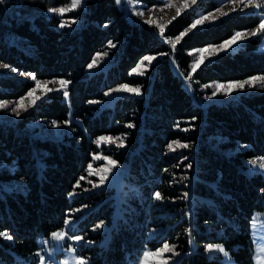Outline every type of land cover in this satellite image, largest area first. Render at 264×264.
I'll return each instance as SVG.
<instances>
[{
    "label": "trees",
    "instance_id": "trees-1",
    "mask_svg": "<svg viewBox=\"0 0 264 264\" xmlns=\"http://www.w3.org/2000/svg\"><path fill=\"white\" fill-rule=\"evenodd\" d=\"M135 1L144 7L164 2ZM70 2L0 4V64L38 80L71 82L67 99L53 91L14 125L0 123V231L13 237H0V264H38V237L62 228L80 207L89 210L79 215L76 234L101 242L80 244L90 264H138L147 247L165 242L182 252L175 264H253L251 221L256 211H264V170L250 171L248 161L264 160V91L204 107L185 88L170 57L189 73L190 50L253 30L261 16L233 13L186 34L173 51L152 26L130 20L116 0H87L83 24L60 27L69 16L47 12ZM199 6L208 12L218 3ZM196 17L195 10L179 15L165 36H181ZM260 40L251 38L206 62L193 74L196 85L264 75ZM109 42L117 46L113 63L105 71H89ZM146 55L164 56L149 77L132 74ZM122 84L138 86L142 94L124 95L106 106L96 103ZM34 85L17 74H0V100L22 98ZM37 120H68L72 132L55 138L24 131ZM101 136L123 138V147L104 151L128 167L119 201L113 188L84 193L88 166L106 147L97 143ZM157 191L160 200L154 198ZM101 222L108 230L93 232ZM152 229L160 230L150 238ZM209 243L223 244L234 262L223 261L221 253L209 255Z\"/></svg>",
    "mask_w": 264,
    "mask_h": 264
},
{
    "label": "rangeland",
    "instance_id": "rangeland-1",
    "mask_svg": "<svg viewBox=\"0 0 264 264\" xmlns=\"http://www.w3.org/2000/svg\"><path fill=\"white\" fill-rule=\"evenodd\" d=\"M87 0H82L81 5L75 9L71 8V2L63 7L59 8H65L69 9V11H66L63 16H69L65 17L64 21H67L68 23L66 26L70 28H76L80 27L83 24V12L85 11ZM201 1H215L218 3V7L215 10L204 12L202 11L199 6V2ZM255 3H259L260 7H255ZM119 6L124 10L127 17L135 22L138 23H146L149 19L154 20V24H149L152 26L158 37L161 39V41L165 42L170 48L172 49V44L174 43L177 45L183 36L186 34L199 29L203 26L213 24L223 17H226L228 15H231L233 13L241 12V13H252V14H259L262 17H264V0H254L253 3H249L248 0H235V3H233V0H197V3L195 5L192 4V0H164L163 4L160 6H153V7H144L142 4L135 0H120V3H118ZM187 5V6H186ZM55 8V9H59ZM190 10H195L197 12V17L194 20L193 23H195L196 20L201 19L204 16H208L209 19L204 20L202 25H198L195 29L192 28V24L190 27H188L186 30H184L182 33H184L183 36L174 37V38H167L165 36V31L167 27L172 23L179 15H182ZM143 12V15H137V13ZM48 14H58V12H52L50 9L47 12ZM213 17L215 19L213 20ZM72 20H75V23H71ZM148 24V23H147ZM164 28V33L161 36L160 28ZM259 27V26H258ZM256 27L253 30H243L239 32H243L245 34V38L242 40H238L237 43L231 48H228L226 50L221 51L219 49V45L221 43L217 44H209L203 47H198L190 50V54L192 55V63H191V69L194 62L200 57V49L202 48H211L213 49L212 54L209 53H203V57L206 62H209L213 59H215L217 56L229 52V51H235L238 48L242 47L245 42H247L249 39L254 37H260V46L264 49V31H261L256 34V36H253L252 33L258 28ZM238 32V31H236ZM235 32V33H236ZM234 33V34H235ZM179 38V39H178ZM231 39V37L229 38ZM227 39V40H229ZM115 49H117V46L112 47L109 45L108 48H106L104 51H101L97 53L94 56V59L96 60V64L92 68H88L89 71L95 72V71H105L108 69V67L113 63L115 56L111 53L114 52ZM176 49V47H175ZM175 49L173 51H175ZM151 56V55H150ZM156 56V59L149 64L147 61H145L144 66L137 70V72H133L132 74L140 75L138 74L140 71H143V75L140 76H146L149 77V71L151 68L158 62L160 58H162L164 55H152ZM170 62L173 67V70L175 73L182 77L183 83L185 88L192 94L194 101L204 107H206L208 104L212 102H226L230 100H236L244 95H253L264 91V87L260 86L259 83L255 87L246 86L243 90H236L230 95H225L222 91L218 92L216 96H213V91H216V85L217 84H227L229 82L233 81H244L248 78L241 79V80H233V81H212L206 84L202 85H196L195 81L193 80V74L199 69H197L195 72L190 71L189 73H183L180 71L174 57H170ZM204 63V64H205ZM139 64V63H138ZM137 64V65H138ZM203 64V65H204ZM136 65V67H137ZM201 65V66H203ZM135 67V68H136ZM17 74L19 78L24 79H32L30 73L22 72L19 73V71H16L15 69L8 68L7 66L0 64V74ZM254 76H264L261 74H257ZM252 77V76H251ZM60 79H45V80H38L34 81L36 86V83L39 82L41 84V87L37 90L35 95L40 96L43 98L47 97L50 93H46L44 86L50 87L53 89V91H56L60 88L59 85ZM131 87H138L128 84ZM33 87V88H34ZM68 87V86H67ZM119 86L111 89L106 93V101L104 102H96L97 104H100L101 106L111 105L117 99L118 97L124 96V95H132L136 96V94L126 93V92H117L113 91L114 89L118 88ZM140 88V87H138ZM67 90V89H66ZM52 91V92H53ZM58 92V91H57ZM142 94V91H141ZM139 94V95H141ZM24 98V104L27 107V110L24 109H18L20 112V115L17 116L15 113L11 111V108L16 106L20 102V99L15 100H0V102H6L7 107L0 109V123L8 124V125H14L23 115L28 113L30 110L36 107L37 103L35 105H32V98L27 97V94L23 96ZM66 99L68 97H65ZM41 99V100H42ZM29 131L31 135L40 136V137H55L60 138L64 134H71V127L69 124L64 123H57V122H47L44 120H37L32 123H30L24 131ZM115 138V137H114ZM116 143L109 144L107 142H101L99 143V146L105 145V149H103L100 153L95 155L94 163H92V167L89 168V178L87 179L88 186L84 190V193L88 192L87 190H99L100 188H113L115 189V197L119 201L121 196L123 195V188H124V176L126 172L128 171V167L124 162H118V167H114L113 171L111 173H107L108 179L105 181L103 185L99 184V175L105 174L104 170L109 166L107 159H101L103 158H110L111 160L113 157L111 155H108L104 153L105 150L107 151H117L118 147ZM116 161V160H115ZM255 162V163H253ZM250 171H263L264 170V160L262 158H253L248 161ZM93 184L97 185L96 187H93ZM89 210L88 207H80L76 208L73 211L72 217H68L66 220H69L68 224H64V226L58 230H56L53 233H65L66 238L62 240H58L53 236V233L49 235L41 234L38 237V244L40 246L39 253H38V264H41V257H44V264H75V261L78 258H85L90 264V259L85 257L79 252V246L82 242H87L88 244H101V242H92V241H86L82 240L79 242L73 241L71 239V236L73 235H80L76 234V224L77 221L83 217H79L80 214H85ZM98 225L100 227H94L92 230L93 232L102 231L105 232L108 230L105 223L101 222ZM160 229H152L150 231L149 237L153 238L156 236ZM81 236V235H80ZM83 237V236H82ZM251 237L254 244V263L253 264H264V211H256L253 215L252 221H251ZM169 244V246H174V252L173 253H166L162 257H149L148 258V264H158V261L160 259H167L168 264H175L176 261L179 260V258L182 256V252L177 249V247L173 244H170L168 242H165ZM164 244V243H163ZM161 244L157 248H161L163 246ZM214 245H218L219 247H222L224 249V252H219L218 250H213L211 252H206L209 255H212L214 253H221L222 260L228 263H233L234 258L231 255L230 251L220 243H215ZM153 249L151 247H147L145 251H152L155 252L156 249ZM170 258V259H169ZM138 264H145V258L142 255L140 261Z\"/></svg>",
    "mask_w": 264,
    "mask_h": 264
},
{
    "label": "snow or ice",
    "instance_id": "snow-or-ice-1",
    "mask_svg": "<svg viewBox=\"0 0 264 264\" xmlns=\"http://www.w3.org/2000/svg\"><path fill=\"white\" fill-rule=\"evenodd\" d=\"M4 2V0H0V4H2ZM82 0H72L71 3V8L75 9L77 7H79L81 5ZM117 3H120V0H116ZM249 3H253L254 0H248ZM197 3V0H192V4L195 5ZM233 3H235V0H233ZM187 6V5H186ZM255 7L259 8L260 4L259 3H255ZM50 11L52 12H58L61 16H63V14L66 11H69V9H65V8H59V9H50ZM137 15L142 16L143 12H139L137 13ZM209 19L208 16H204L201 19H198L195 21V23L192 24V28L195 29L198 25H202L204 20ZM215 19V17H213V20ZM75 20H72L71 23H75ZM68 22L64 21L60 24V27H64L66 26ZM146 23L148 24H154L155 21L149 19L148 21H146ZM264 31V17L261 18V22L259 24V27L252 33L253 36H256L257 33ZM164 33V28L161 27L160 28V35L162 36ZM181 36L184 35V33L180 34ZM245 38V34L243 32H236L231 39L229 40H225L221 45H219V49L221 51L226 50L228 48H231V46L235 45L237 43L238 40H242ZM179 39V38H178ZM109 44L112 47H115V45H112L111 42H109ZM176 47V45L173 43L172 44V49L174 50ZM209 53L210 55L213 52V49L211 48H202L200 49V57L194 62V64L192 65V72H195L198 68L201 67V65H203L205 63L204 57H203V53ZM156 59V56H150V55H146L143 57V59L139 62V64L137 65L136 68L133 69V72H137L138 69H140L141 67L144 66L145 61H147L149 64H151V62L153 60ZM96 64V60L93 59V61L88 65V68H92L94 65ZM138 74L143 75V71H140ZM32 80L36 81V77L35 75H33ZM71 82L69 80L66 79H60L59 80V85L60 88L57 89L56 91H60L61 94L64 97H68L69 93L66 90L67 86L70 84ZM259 83L260 86L264 87V76H252L249 79H246L244 81H233V82H229L227 84H217L216 85V91H213L212 95L216 96L218 92L222 91L225 95H230L232 94L234 91L236 90H243L245 89L246 86H250V87H255L257 84ZM41 87V84L39 82L36 83V86L34 88H32L30 91H28L27 93V97H31L32 98V105H35L37 103V101L41 100L42 97L35 95V93L37 92V90ZM46 93H51L53 91L52 88L47 87L46 85L44 86ZM113 91H117V92H126V93H131V94H136L139 95L141 94V89L138 87H131L128 84H122L120 85L118 88L114 89ZM7 107V103L6 102H0V109L6 108ZM18 109H24L25 111L27 110L26 105L24 104V98L20 99V102L18 104H16V106L11 108V111L13 113H15L17 116L20 115V112L18 111ZM194 119V118H193ZM64 124H70V121L65 120ZM129 127H134V125H129ZM117 141H119V143L117 144V147H123L124 143H123V138L120 137H111V136H101L98 138L97 143H101V142H107L109 144L112 143H116ZM175 144H177V146L179 148H188L190 147V145L188 144H181L178 142H173ZM170 150L175 151V148L173 147V144H169L168 145ZM101 159H107L109 166L104 170L105 174L100 175L97 173V175H99V184L103 185L105 183V181L108 179V175L107 173H111L113 171L114 167H118V162L115 160H111L110 158H101ZM255 163V162H253ZM89 168L92 167V165L88 166ZM188 167L190 168L191 165L189 164ZM81 179H83V177H81ZM97 185L93 184V187H96ZM184 198L188 197V193H184ZM154 198L157 200L162 199V195L159 191L154 193ZM65 224L69 223V220H65L64 221ZM96 227H100V225H97ZM53 236L58 239V240H62L66 238V234L65 233H53ZM0 237H4L5 239L11 241L13 240V237L7 232V231H0ZM71 239L73 241L79 242L82 241L84 239V237L80 236V235H73L71 236ZM207 251L211 252L213 250H218L219 252H224V249L222 247H219L218 245H214L209 243L207 245ZM174 252V246H169V244L164 243L163 246L161 248H157L155 252L152 251H145L143 253V256L145 258V264H148V258L149 257H162L164 256V254L166 253H173ZM170 259V258H169ZM44 257H41V264H44ZM65 264H67V262H65ZM75 264H88L87 260L83 257L78 258L75 261ZM158 264H168V260L167 259H160L158 261Z\"/></svg>",
    "mask_w": 264,
    "mask_h": 264
}]
</instances>
